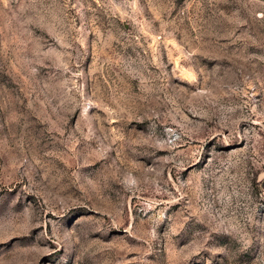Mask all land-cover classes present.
<instances>
[{
  "label": "rangeland",
  "instance_id": "1",
  "mask_svg": "<svg viewBox=\"0 0 264 264\" xmlns=\"http://www.w3.org/2000/svg\"><path fill=\"white\" fill-rule=\"evenodd\" d=\"M0 264H264V0H0Z\"/></svg>",
  "mask_w": 264,
  "mask_h": 264
}]
</instances>
